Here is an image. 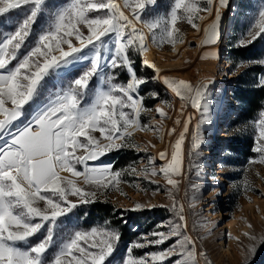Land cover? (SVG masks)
Instances as JSON below:
<instances>
[{"label":"snow or ice","instance_id":"obj_1","mask_svg":"<svg viewBox=\"0 0 264 264\" xmlns=\"http://www.w3.org/2000/svg\"><path fill=\"white\" fill-rule=\"evenodd\" d=\"M167 3L165 12L157 11L160 0H66L62 4L56 0H0V17L12 10L23 13L22 19H9L8 26L14 30L0 31V264H109L121 233L110 221L80 229L72 215L79 206L97 202L98 194L121 191L119 185L126 174L145 179L162 175L172 201L162 207L173 213V219L166 225L167 232L158 230L133 242L121 264H199L198 257H205L198 251V238L188 233L183 205L173 195L180 184L176 177L184 175L183 146L191 114L175 121L182 130L170 143V151L149 156L143 168L114 170L111 164L98 163L113 150H139L131 139L136 131H152L162 139L160 126L141 122L142 113L152 111L139 95L140 86L149 78L137 74L131 52L143 55L150 37L153 45H171L176 53V45L186 42L180 23L202 33L196 47L218 42L221 9L228 6V0ZM205 20L209 22L199 23ZM257 39H264V3L253 15L242 44ZM209 58L216 59L217 53L206 51L200 57ZM142 64L153 69L157 74L153 79H162L179 98L182 114L187 105L206 110L210 80L194 85L185 79L160 77L161 70L146 58ZM80 68L83 71L74 75ZM120 69L126 70L127 82H117ZM260 84L264 85V77ZM158 96L151 93L153 99ZM26 106L31 109L27 116ZM155 112L161 119L167 118L164 108L157 107ZM253 126V151L259 155L249 164H264V110ZM174 133L175 128L167 132L169 136ZM193 140L189 159L201 143L195 132ZM149 146L155 147L151 142ZM157 158L163 161L159 168ZM193 167L197 165L190 164L189 170ZM62 172L70 176H62ZM81 178L83 186L78 182ZM193 188L189 207L199 199L196 186ZM143 207L137 203L134 210ZM243 235L257 240L251 232ZM174 237L163 250L133 255V249L161 246ZM259 243L264 245V235ZM255 251V244L247 246V252ZM173 256L178 258L171 260Z\"/></svg>","mask_w":264,"mask_h":264},{"label":"rangeland","instance_id":"obj_2","mask_svg":"<svg viewBox=\"0 0 264 264\" xmlns=\"http://www.w3.org/2000/svg\"><path fill=\"white\" fill-rule=\"evenodd\" d=\"M234 1L237 11L233 25L237 21L238 26L235 31L232 26L229 32L230 34L222 33L221 29L225 26L227 18L226 14L221 12L220 37L214 45L203 48L196 47L199 44L196 42L199 34L187 23L179 24L186 42L176 45V53H173L171 45L165 44L159 47L153 45L149 37L148 43L152 45V50L159 56L163 55L164 60L170 56L175 61L180 57L182 51L185 52V58L182 60L181 67L173 70L178 72L173 74L171 70L166 71L160 69V77L178 78L185 76L194 85L197 83H208L209 80L211 81L208 83L206 92V110L202 107L200 111H197L190 105H187L182 114L179 98L167 88L162 79H153L157 75L153 69L141 64L142 76L149 78L146 84H149L150 88L161 92L156 98L157 100L152 111L142 113L144 116L142 123L160 126L162 139L158 138L152 131H136L131 139L135 144L140 146V149L129 147L138 156L137 162L132 165L130 163V166H134L137 169L143 168L149 156L157 157V154L165 149H169L170 151V143L175 141L179 131L182 130V125H177L175 121L178 118L183 120L188 114H191L192 120L183 146L184 175L176 177L180 180V184L178 190L173 192V195L179 204H182L184 207L188 233L193 238H198V251L205 253V257H198L199 264H264V245L259 243V238L264 235V221L258 223L256 208L253 209V212L249 210L245 212L244 210L246 204L253 203L256 198L264 200V195H262L264 194V164H249L250 160H245V162L239 160L236 163L238 159L234 153L228 150L227 145L234 137H242L244 135L253 137L255 144L254 126L239 122L238 114L241 107L233 93L241 72L254 65L252 63L233 64L230 61V54L228 52L231 48H239L245 45L242 44V41L247 39V32L249 31L252 17L262 3H264V0ZM230 4L231 0H228V5ZM201 15L206 16L207 13H201ZM203 22L200 21L199 23L203 24ZM262 43L264 45V39H262ZM189 44L192 46H189ZM206 51L216 52L217 58L200 59ZM146 52L142 55L143 60L145 58L148 60L145 56ZM262 60H264V56ZM212 61L215 63V71L210 75L206 70V65ZM257 64L262 66L264 70V64ZM156 67L159 68L158 66ZM262 77H264V73L258 77V81ZM162 101H167L171 106L165 107ZM220 106L224 107L223 111L220 110ZM157 107L164 108V111L167 113L166 119H161L155 112ZM218 116L221 124L216 130L215 120ZM201 127H205L208 130V136H198L197 131ZM173 128L176 129V133L169 136L167 132ZM194 132L197 134L201 143L198 149H196V154L189 159L188 152L192 149V144L194 143ZM217 133L224 135V138H221L220 135L215 136L216 141L213 142L211 137H214ZM95 135L99 137V133H95ZM117 142L119 143V141ZM149 142L155 145V147L149 146ZM102 143H106V141H102ZM256 154L258 157L259 154ZM88 163L93 164L97 162L89 161ZM98 163L113 165L112 153L109 152L101 157ZM162 163L163 161L157 158L155 166L159 168ZM193 163L197 167L189 170V165ZM77 167L79 170H83L82 166ZM127 168L129 166L125 167V169ZM220 169L224 175L219 174ZM65 176H70V174L68 173ZM218 177L222 179L219 180L220 182L216 180ZM122 180L123 182L119 185L121 191L111 189L106 194H98L97 202L111 205L113 207V213L118 218H121L123 223L126 222L128 217H131L130 213L133 211L145 212L144 215L150 219L146 217L142 218V235L139 240L144 236H150L151 233L158 230L167 232L166 225L169 220L173 219V213L168 208L162 207V205H171L172 203L166 191L170 186L166 185L163 176L157 175L145 179L142 176L137 177L126 174L122 177ZM153 180L156 183H152L151 181ZM246 181L248 184L247 189L245 188ZM78 182L82 185V178ZM216 184H223V189L219 195L214 196L213 188L216 187ZM193 186H196L195 194L199 199L196 200L193 207H189L192 203L191 197L194 194ZM158 187L160 189L159 191L157 190ZM137 203L144 207L140 210H134ZM261 210L264 213V208ZM248 223L252 225V228L248 232L254 234L257 240L250 241L247 237L242 236L239 241L236 243L233 242L230 236L232 237L234 232H237L239 226H246ZM92 226L85 229H90ZM229 227L232 228L231 231ZM175 239L174 237L161 246L133 249V255L142 256L145 253L163 250L173 243ZM221 242L225 246H229L233 242L232 250L230 251L232 255H237L233 263H231V258L225 256ZM249 244H255L256 251L254 254L247 252V246ZM130 246L131 244H128V247ZM126 249H120L117 255L110 258L109 264H121L122 259L127 255ZM177 258L173 256L171 260Z\"/></svg>","mask_w":264,"mask_h":264},{"label":"trees","instance_id":"obj_3","mask_svg":"<svg viewBox=\"0 0 264 264\" xmlns=\"http://www.w3.org/2000/svg\"><path fill=\"white\" fill-rule=\"evenodd\" d=\"M263 1V0H261ZM57 3H65L66 0H56ZM167 0H160V8L157 11H167ZM11 18L22 19L23 13L21 10H12L10 13L0 17V31L1 30H14V26H8V21ZM237 21L233 25V30H236ZM230 54V61L233 64L252 63L254 66L244 69L239 75L236 82V88L233 90L235 99L240 104L241 110L238 114L239 122L242 124L253 125V122L258 118L259 112L264 110V85L260 84L258 77L264 73L263 67L258 65L259 61L264 56V45L262 39H257L252 44H247L239 48H231L228 52ZM131 59L134 61V67L138 75L142 76V61L141 54L131 52ZM83 71L80 68L74 75H79ZM119 79L117 82H127L128 74L126 70L120 69L117 73ZM72 77H68L71 79ZM66 82V81H65ZM96 86L95 79L92 82V87ZM54 91V89H53ZM152 92L161 94L159 90L150 88L149 84L143 85L139 90V95L142 96L143 103L146 108L152 109L157 99L151 97ZM87 102V98H86ZM31 112V109L26 106V116ZM144 116L141 115V122ZM253 137L244 135L242 137H234L230 140L228 150L234 153L238 161L245 162V160L257 159V154L253 152L255 146ZM112 153V166L114 170L125 169V167L136 163L138 156L129 147H124L118 150L111 151ZM145 212L130 213L126 222L123 223L121 218H118L113 213V207L107 203L96 202L88 205H81L78 209L74 210L72 220L80 229L102 224L104 221H110L111 227L115 228L121 233V238L118 242L117 249L114 255H117L120 249H126L128 244H132L139 240L142 235V218L146 217ZM150 219L149 217H146ZM135 228H133L134 226Z\"/></svg>","mask_w":264,"mask_h":264},{"label":"bare ground","instance_id":"obj_4","mask_svg":"<svg viewBox=\"0 0 264 264\" xmlns=\"http://www.w3.org/2000/svg\"><path fill=\"white\" fill-rule=\"evenodd\" d=\"M236 11H237V8H236V3H235L234 0H231V4L230 5H228L227 7L223 8V9H221V12L225 13L226 14V18H227L226 19V22H225V26H223V28L221 29V32L222 33H224V34H226V33L230 34L229 32H230L231 27L233 26V22L235 20ZM209 19H211V18H209ZM207 22H209V21L208 20H205L203 22V24H206ZM198 34H199L198 35L199 37L196 40L197 43H199V40H200V38L202 36V33H198ZM147 43H148V41H147ZM145 56L148 58L149 61L153 62L156 66H158L159 69L166 70V71L167 70H169V71L171 70V72L174 74L175 72L177 73L178 71H173V70H177V69H179L181 67L182 60L185 58V52L182 51L180 57L177 58L175 61L170 56H168L167 59L164 60L163 59V55L162 56H159L154 50H152V45H149V43H148V50H147ZM160 57H162V58H160ZM206 70H207V72L210 75H212L214 73V71H215V63H214V61H212L210 64H207L206 65ZM178 79H185V80H187L185 76L178 77ZM220 110L223 111L224 110V107L223 106H220ZM220 124H221L220 123V118L218 116L217 119L215 120V128H216V130L220 127ZM197 134H198V136L200 135L201 137H206V136H208V130L205 127H201L197 131ZM218 135H220L221 138H224V135H221V134L217 133V134L214 135V137H211L212 140H213V142L216 141L215 136H218ZM219 174H223V172L221 171V169L219 170ZM61 175L62 176H65V175H68V173L62 172ZM216 180L219 181V180H222V179L220 177H218ZM222 189H223V184H216V187L213 188V195L214 196L219 195L220 194V191ZM223 197H225V195H223ZM254 208H256L258 223H262V221H264V213L261 212L262 211L261 209L264 208V200L257 199L256 198L253 203H247L246 206L244 207V210H245V212H246V210H249L250 212H253V209ZM229 228H230L229 230L231 231L232 228L231 227H229ZM248 231H249V228L248 227H246V226H239L237 232H234V234L232 236V237H236L238 239H233L232 238L233 239V242L236 243L237 241H239L240 238L242 236H244L243 233L244 232H248ZM232 243L229 246H225L221 242L222 248H223V252H224V254H225L226 257L231 258V263H233V261L237 258V255H235V254L232 255L231 254V251L230 250H232Z\"/></svg>","mask_w":264,"mask_h":264}]
</instances>
